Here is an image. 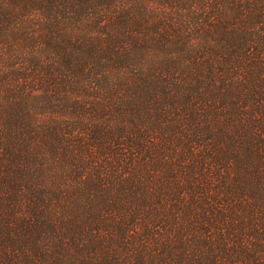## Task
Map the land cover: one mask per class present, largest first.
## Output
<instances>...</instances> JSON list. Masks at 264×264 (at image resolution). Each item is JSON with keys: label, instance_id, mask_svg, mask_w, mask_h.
<instances>
[{"label": "trees", "instance_id": "obj_1", "mask_svg": "<svg viewBox=\"0 0 264 264\" xmlns=\"http://www.w3.org/2000/svg\"><path fill=\"white\" fill-rule=\"evenodd\" d=\"M10 1L23 0H9L13 12L18 5ZM116 1L24 0L19 12L34 21L25 29L40 22L39 34L53 35L49 42L64 60L57 68L58 82L68 88L83 80L82 97L102 98L110 71L133 53L159 48L166 57L170 50L189 46L188 58L160 61L147 76L135 77V85L127 79L114 90L117 124L109 125L113 119L102 98L94 112L102 127L88 129L74 117L73 130L52 129L63 145L56 148L71 151L79 165L76 178L91 172L102 187L101 178L107 176L117 183L116 192L131 195L115 206L102 188L106 204L81 229L80 221L74 226L63 221L67 229L58 230L33 198L27 205L31 210L18 212L22 194L14 193L0 226H17L25 235L18 240L11 232L0 235V264H264V219L259 217L264 210V0H188L169 13L165 0H137L132 8L140 14L137 19L129 5L115 17ZM189 9L195 13L182 17ZM70 14L81 20L66 26L81 28L84 37L66 33ZM5 17L0 13V19ZM22 28L18 33L26 35ZM92 30L95 36H88ZM33 34L31 43L38 40ZM26 64L18 77L22 95L34 92L32 81L44 84L56 76L51 67ZM68 91L82 103L74 89ZM134 94L143 97L139 105ZM78 106L72 112L81 115ZM20 154L34 161L33 153L21 150L9 156ZM183 203L189 204L179 205V212L175 205ZM106 214L124 218L114 235L106 234ZM183 214L198 223L191 234L179 227ZM171 227L181 230L175 239L167 238ZM166 249L178 253L169 256Z\"/></svg>", "mask_w": 264, "mask_h": 264}, {"label": "rangeland", "instance_id": "obj_2", "mask_svg": "<svg viewBox=\"0 0 264 264\" xmlns=\"http://www.w3.org/2000/svg\"><path fill=\"white\" fill-rule=\"evenodd\" d=\"M23 1L16 3L10 1L11 4L18 5L16 10L11 12L12 6L9 5V0H0V13L7 16L0 19V30L6 29L0 32L1 220L3 221L11 211L7 199L14 193H17V195L21 193L20 202H23L20 207L16 206L18 212L23 211L27 213L31 210L32 208L27 205L33 198V201L38 203L36 208L46 210L51 222L53 224L56 223V228L58 230L61 228L67 229V227H65L67 226L66 223H70L74 226L77 221H80L81 229L85 225L86 218L89 215H94L98 208L106 204V198H109L111 203L113 202L115 206H120L121 200L125 201L131 194L116 192L114 187L117 186V183L113 184L111 180L109 181L107 176L101 178L102 187L98 184L97 179L92 178L91 172L89 173L87 171L84 178H80V180L76 178L79 172V168H77L79 165L77 164V166H75L71 151L68 150V152H66L63 148H56L57 146L63 147V145L60 144L57 135L52 129L62 125L63 129L66 131H68L66 127L71 126L73 130L74 117L79 118L88 129L102 127L100 123L102 121L97 119L95 117L97 115L94 114L96 111L95 109L103 104L101 101L102 98H104L105 105L108 104L106 105L108 107L106 113L110 114L113 119V121L110 120L109 125L112 123L114 125L117 124L120 120L113 117L116 115V112L111 105H116L114 102V90L124 87L127 83V79H129L132 85H135V77L142 78L147 76L153 70L152 68L157 67V65L161 63L160 61H168L170 63L176 57L182 60L188 58L185 52L189 49V46H184L180 49L176 48L175 51L170 50L166 57L162 56V52H160L159 48H154L149 51V54L133 53L127 60L115 64V68L110 71L111 83L107 85L106 94L102 98L97 99L92 96L82 97L81 92L85 93L82 88H87L83 80L77 79L68 88L65 87L67 85L66 83L58 82L59 76L57 75V68L62 65L64 60L53 50V46L51 42H49L53 35L48 31L39 34L40 22H37V28L25 29L26 27H31L34 21L31 20V16L23 15L22 12H19L20 7L24 5ZM136 1L137 0H128L127 3L126 0H117L116 3L119 5L116 6V10L119 9L117 10L118 13H115V17L122 16L125 10L129 11V9H126L128 7H124L129 5L131 7L129 14L137 19L140 15L137 8L132 12V8ZM140 1L142 0H138V3ZM165 1V6L167 7L166 13H169L171 7L177 6L179 3H188V0H169L177 3L171 5L168 0ZM154 4H159V2ZM123 7L125 9L124 11L121 9ZM191 13H195V11L193 9L186 10L183 12L182 17L184 14L185 16H191ZM70 17L74 19H60L61 22L65 20L64 26L74 20H81L79 15L70 14ZM125 17L128 19L126 15ZM22 27H24L27 33L26 35L18 33L20 28L23 31ZM66 27H71V31L65 29L66 33L71 35L70 37H84L81 28L78 27L74 29L71 24H68ZM5 33L7 35H5ZM31 33H34L32 36L38 39L35 43H31L29 38L31 37ZM88 36H95V32L92 30L91 34H88ZM54 37L58 39L59 34L55 33ZM39 42L40 45L37 44ZM25 64L30 66L38 64L42 70L51 67L52 72L55 73L56 76L50 79L48 77L47 83L43 82L44 84H38V82L34 84V81H32L33 85H36L34 92L31 95H22L18 77L23 72L20 67H23ZM119 85L120 87L117 88ZM71 88L78 93L77 95L79 101L82 102L81 104L76 102L74 92L68 91V89ZM137 89L141 90L140 87H137ZM109 91L113 92L112 98L108 97ZM131 97L137 105H139L143 98L141 95L135 96V94ZM76 105H79L78 107H82V110H84L80 112L81 115L72 112V106L75 107ZM123 113L128 115L126 111ZM123 118L124 115L121 114L122 121L125 120ZM124 127H126V129L130 128L129 125H125ZM106 131L105 129L103 133ZM136 131L137 133H141L143 129L138 128ZM168 133L169 132L166 131V136ZM86 136L88 137L87 142L91 143V132L88 131V135ZM100 136L102 135L100 134ZM159 143H161V141H159ZM6 150L7 152H5ZM20 150L23 153H33L34 161L31 162V160L27 159L25 154H20V157L17 159L9 156L12 152ZM12 162L13 164H11ZM20 162L24 165H28V167L23 168L24 166L19 164ZM31 163L34 164L29 165ZM40 163L41 165L37 166ZM11 167L13 170H6L7 168L11 169ZM17 170L19 171L18 174ZM10 171L14 172L11 173ZM102 188L104 193L108 194H105V199H103L104 193H100ZM143 194H145V191H143ZM37 198L41 199V201L39 202ZM188 204H176L175 208H178L180 212L179 205L185 207ZM114 209L117 211V208ZM124 210H128L127 207L119 212L121 217H125V213H123ZM116 215H104V225L109 226L106 234L112 233V235H114L117 225L119 226L121 223L120 221L124 219L121 218V220H118L115 218ZM196 217H198V214H195L194 218ZM259 217L260 219H264V210H261ZM63 221H66V223L62 224ZM178 224L179 227L185 228L188 233L191 234V232H194L196 229L195 225L198 223L194 224V221L190 220L187 214H183L179 216ZM0 228V235L11 232L16 235L17 240L25 235V232L17 226L13 228L0 226ZM180 232L181 230L176 227L167 228L166 233L167 236L169 235L167 238L169 239L170 236H172V238L174 237L175 239ZM196 238H198V235ZM182 243L183 241H181V244ZM165 251L169 256L178 253L173 249H166Z\"/></svg>", "mask_w": 264, "mask_h": 264}]
</instances>
